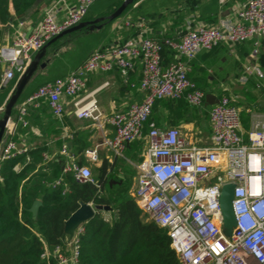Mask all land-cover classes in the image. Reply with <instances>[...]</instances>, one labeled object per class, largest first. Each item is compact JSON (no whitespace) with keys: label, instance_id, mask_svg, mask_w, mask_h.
Returning <instances> with one entry per match:
<instances>
[{"label":"built area","instance_id":"2783aa9c","mask_svg":"<svg viewBox=\"0 0 264 264\" xmlns=\"http://www.w3.org/2000/svg\"><path fill=\"white\" fill-rule=\"evenodd\" d=\"M96 1L52 0L43 18L29 31L24 30V22L18 21L12 40L0 45V65L5 67L0 87L23 74L34 55L54 37L84 21ZM144 24L139 22L137 26ZM262 36L264 0H247L234 19H224L213 26L200 23L189 27L179 41L167 38L161 42L139 34L123 43L98 47L77 71L46 82L29 95L18 107L17 120L25 124L29 108L38 107L43 100L53 115L62 119V97L66 96L73 100L77 117L91 120L102 130L114 128L113 138L105 140L114 155L123 156L128 143L146 136L148 145L144 161L137 166L133 196L151 220L167 229L180 264H264V120L253 124L246 140L239 107L234 98L223 96L210 110L212 133L207 144L198 145L179 128L158 126L153 121L145 133L158 100L185 98L195 107L205 104L206 93L188 76V66L181 57L192 60L218 44ZM163 45L176 53L168 66L163 65ZM138 59L143 65L140 87L145 92L141 102L132 103L125 111L105 114L95 96L83 95L88 74L118 68L127 77ZM250 75L264 78L257 64L246 67L243 79L246 81ZM3 108L0 106V114ZM13 133L9 131L0 146V170L3 161L28 153V147L12 138ZM61 154L68 157L63 174H71L77 183H95L91 168L78 163L67 142ZM86 154L90 160H98L96 149ZM15 168L20 170L18 165ZM61 183L59 178L53 185ZM228 183L235 185L232 209L236 223L230 235L224 231L220 202L222 189ZM83 230L81 224L72 238L45 251L43 257H53L55 264H81Z\"/></svg>","mask_w":264,"mask_h":264},{"label":"trees","instance_id":"16d2710c","mask_svg":"<svg viewBox=\"0 0 264 264\" xmlns=\"http://www.w3.org/2000/svg\"><path fill=\"white\" fill-rule=\"evenodd\" d=\"M40 1L0 0V45L4 41L7 24L13 22L16 16L26 17L29 9ZM51 1L44 0L46 4ZM237 1L242 0H228L227 3H222L220 0L206 2L136 0L116 19L105 23L100 31L84 35V38L88 39L86 44L90 43V47L77 60L63 67L61 64L64 62L63 57L61 55L56 57L54 63L57 64V70L63 73L59 78L65 77L64 74L68 70L80 64L91 50L116 44L113 39L121 37L122 40L117 43H123L139 34L154 35V38L161 42L167 38L173 39L170 32L176 27L185 31L201 22L210 26L215 25L219 12L225 9L228 3ZM122 2L123 0H108L102 8L94 9L91 6L84 20L99 17ZM127 21L129 25H126ZM139 22L147 23L145 27L150 26L151 29L147 31L144 26L138 27ZM170 48L163 45V61L165 57L167 58L165 66L175 60ZM218 50L220 52H217L224 55L227 48L221 46ZM206 52L210 51L203 50L199 55ZM228 64L230 61L219 60L221 67ZM4 70L5 67L0 65V84ZM214 71L220 80H225L234 68L228 69L226 74H222L219 69ZM188 76L190 77L189 70ZM17 78L18 74L0 87V104L8 98ZM192 80L194 81L193 78ZM246 88L248 89V91L245 90L246 101L251 103L254 101L251 89L259 88L257 81L248 79ZM28 95L30 93L27 90L18 103H21ZM235 104L238 106L237 102ZM46 106L51 110L48 102ZM206 107L212 108L210 105ZM241 113L244 117L245 111ZM16 114L17 110L14 109L12 115L16 116ZM152 121L160 126L153 111L146 123L145 133L148 132V125ZM247 123L248 121L246 125ZM12 138L20 143L16 134ZM63 142V140H57L55 149L60 151ZM87 147L74 141L73 148L70 150L75 155H79L80 165H87L84 158ZM53 151L49 149L48 142L43 141L36 149H30L27 154L2 162L0 264H55L53 257H43V254L45 251H52L63 242L65 222L79 208L80 202L109 206L97 209L94 217L83 223L84 230L80 234L81 264H180L178 253L172 246L167 229L151 220L131 193L137 169L129 162L131 157L125 150L123 156L116 157L113 162L106 159L100 166L93 167L95 183H77L71 174H63L67 158L59 156V151L52 159L45 160L44 153L53 154ZM18 164L22 165L20 170L15 168ZM59 178H62V183L53 185ZM35 200L42 201L36 219L30 212V207Z\"/></svg>","mask_w":264,"mask_h":264},{"label":"crops","instance_id":"0c3cea01","mask_svg":"<svg viewBox=\"0 0 264 264\" xmlns=\"http://www.w3.org/2000/svg\"><path fill=\"white\" fill-rule=\"evenodd\" d=\"M201 1L206 2L208 0ZM245 1L247 0L228 3V6L221 10L217 15L216 24H219L221 20L224 19H234L237 11L241 8ZM220 2L227 3L228 0H220ZM46 6V2L41 0L37 5L29 9L26 17L20 18L16 16L13 22L7 24L5 38L1 44L9 43L12 40L15 28L18 25V21L24 22V30L26 31L34 28L40 21L41 15L44 13ZM12 12L14 13L13 9ZM145 25H147V23L144 24L145 30L148 31L151 29L150 26L145 27ZM183 31L184 30L181 28L176 27L175 29L171 30L170 35L174 40L179 41ZM78 32L85 33V30ZM66 37L67 39H70L73 37V33L56 40L48 47L47 55L44 59L48 60L46 67L38 69L37 73L25 89V91L28 90L30 95L32 94L31 92L35 91L40 85L55 78H59L63 74L61 72L59 73L57 70V64H55L54 61L56 57L60 56V51L63 50L62 48H64V45L57 48L56 45L60 42V45H62ZM148 37L154 38V35H150ZM263 39L264 36L258 39L246 40L233 44L221 43L210 49V52H206L201 55L198 53L196 57L193 58L194 60L192 59L193 61L181 57V59L185 61L188 66L190 78L194 79L197 87L203 90L206 93V96L207 94H211L220 99L223 96H228L226 94H230L229 96L236 100L240 111H245L244 117L241 113V121L242 133L246 140L248 132L252 128L253 124L256 121L264 120V78L259 79L255 75H250L245 81L243 76L246 75V68L243 70V64L245 56L247 54L249 55L250 51L252 58H257L259 56L258 48L261 40ZM121 40V37L113 39L115 43L120 42ZM256 41H258V45H256ZM234 45L236 46L235 48ZM249 45L252 46V50L250 49ZM221 46L227 48L226 54L224 55L219 53L220 51L218 49ZM246 46H249V48H246ZM243 47L246 49L243 50ZM255 49H257V52L254 54ZM93 50H91L90 53ZM170 51L171 54L175 56L176 53L172 48H170ZM166 59L167 58L165 57L163 61L164 66L166 65ZM83 60L75 68L68 70L64 76L66 77L77 71L85 61ZM219 60L230 61V64H228V66L221 67L219 66ZM230 68H234V71L227 75L225 80H220L214 71L215 69H219L222 74H226L227 70ZM142 69L143 65L141 60L138 59L135 61L134 68L130 71L127 77L123 76L118 68H114L111 71L92 72L87 75V85L83 95L92 94L95 96L99 102L101 110L105 114L125 111L132 103L141 102L145 96V92L140 87ZM248 79H251L255 82L257 81V86L260 84L258 89H251L252 93L254 94V101L251 103L246 101L245 96V90L248 91L246 88ZM26 98L21 103H23ZM62 100L65 107V113L62 119H57L55 116H53L51 110L46 106L47 101L44 100L41 101L38 107L31 106L29 108L28 115L26 116V118H29L26 119L25 124H22L17 120L18 107L21 104L17 103L16 107L14 108L17 110V114L16 116L12 115V121L7 128V134H5L6 136L4 138L9 135V131L14 130L13 135L16 134V138L18 139V142H20L18 144L28 147V152L30 149H36L43 141H47L49 149L52 151L54 150V153H44L46 161L52 159L57 154V151H59L55 149L57 140L60 139L64 142H67L69 150L73 148L74 141H76L79 145L88 146L86 151L89 149L97 150V161L90 160L86 154V151L84 153L87 166H89L91 170L94 166H100L106 159L113 162L116 157H120L114 155L113 152L105 145L106 138H113L114 136L113 127L107 126L106 129L102 130L96 125H93L91 120L77 117L74 113L73 100L66 96H63ZM6 101L3 104H0V106H3ZM208 105L212 107L214 104H207V101H205V104L202 107H195L190 105L185 98L162 99L155 104L153 112L157 116L160 126L177 127L190 141H193L198 145H204L210 142L212 133L210 124L211 108H207L206 106ZM246 121H248L247 125ZM147 145L148 141L146 136L126 145L125 151L127 152L128 156L131 157H128L131 159L129 162L136 169L137 166L144 161ZM58 154H60L59 156L66 157L68 161V157L64 154H61V150L58 152ZM72 154L78 161L79 155H75L74 153ZM18 166L19 168L22 167V165L19 164ZM66 238H68V236Z\"/></svg>","mask_w":264,"mask_h":264},{"label":"water","instance_id":"95a60500","mask_svg":"<svg viewBox=\"0 0 264 264\" xmlns=\"http://www.w3.org/2000/svg\"><path fill=\"white\" fill-rule=\"evenodd\" d=\"M136 0H123V2L111 9L110 11L106 12L105 14L96 17L91 20H84L73 26L61 34L54 37L48 44H46L41 50H39L33 57L31 63L25 70L23 74H21L16 83L14 88L4 104V108L2 113L0 114V146L4 140L7 128L9 127L10 122L12 121V114L13 110L16 107L19 99L21 98L22 94L24 93L27 85L35 76L39 68H45L48 60H44L47 55L48 47L55 42L56 40L74 33L78 31L85 30V33L95 32L103 28L104 24L110 21H113L118 16H120L127 7L133 4ZM44 60V61H43ZM207 104H215L219 102V99L211 94H207L206 96ZM234 184L228 183L224 185L220 197L221 207L224 215L225 220V233L230 235L233 226L236 223V218L232 209V199L234 196ZM42 205V201L35 200L30 207V212L33 215V218L36 219L38 216V211L40 206ZM109 206H101V205H92L86 202H80V206L77 210H75L70 218L65 222V228L62 235V240H64L67 236L72 238L75 230L83 223L87 222L89 219L94 217L97 209L101 208H108Z\"/></svg>","mask_w":264,"mask_h":264},{"label":"rangeland","instance_id":"374dc122","mask_svg":"<svg viewBox=\"0 0 264 264\" xmlns=\"http://www.w3.org/2000/svg\"><path fill=\"white\" fill-rule=\"evenodd\" d=\"M107 3H108V0H98L92 5V7H94V9L102 8ZM86 34L87 33H81V32L73 33V37H71L70 39H67V37H66L64 39V41H63L64 43H62V45H60L61 42L57 43L56 48L64 45V48H62L63 50L60 51V55L64 59V62L61 63L63 65V67H66L67 64L77 60L80 57V55L82 53H84V51H86L90 47V45H89L90 43L86 44V42H87L86 40H88V39L84 38V35H86ZM249 46H250V49L252 50V46L251 45H249ZM249 46H246V48H249ZM235 47L236 46L234 45V48ZM246 48H244L243 50H245ZM258 49H259V56L257 58H252V56L250 54L251 51H250L249 55L247 54L245 56V60H244V64H243V70L247 66L257 63V65H259L264 72V39L261 40ZM234 102L236 103L235 99H234ZM92 172H93V168H92ZM136 176H137V173L133 179L134 182H133V186H132V190H131L132 195H133L135 187H136V179H135Z\"/></svg>","mask_w":264,"mask_h":264}]
</instances>
